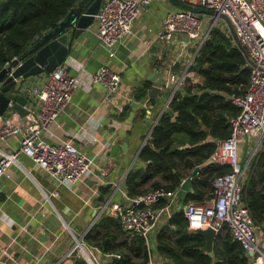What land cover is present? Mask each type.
I'll return each mask as SVG.
<instances>
[{
	"label": "crops",
	"instance_id": "obj_1",
	"mask_svg": "<svg viewBox=\"0 0 264 264\" xmlns=\"http://www.w3.org/2000/svg\"><path fill=\"white\" fill-rule=\"evenodd\" d=\"M172 9L176 8L168 0L153 1L137 17L131 33L115 47L113 56L99 42L95 22L77 39L65 64L68 73L80 79L81 86L50 127L49 140L71 139L94 156L92 174L69 187L46 175L25 154H19L17 163L0 181V264H60L72 257L75 238L80 236L98 254L100 260H96L106 264L100 249L87 244L84 236L100 217L110 215L112 203H125L124 178L137 165L139 152L148 142L176 80L183 72L194 75L188 69L196 49L193 44L184 47V35H176L168 45L157 39L162 21ZM101 65L121 76L120 93L112 100L105 98L102 85L91 80ZM47 75L19 82L36 84ZM144 81L158 86L160 91L157 98L149 99L148 89L146 97L136 101L134 90ZM127 96H132L133 101L127 103ZM135 101L137 107L132 106ZM120 107L123 111H119ZM19 145L20 136L16 135L0 141L6 151L18 150ZM114 146L118 149L111 157L108 153ZM189 182L175 199L176 210L191 190ZM109 183L113 184L110 188ZM261 248L264 251V239Z\"/></svg>",
	"mask_w": 264,
	"mask_h": 264
},
{
	"label": "built area",
	"instance_id": "obj_2",
	"mask_svg": "<svg viewBox=\"0 0 264 264\" xmlns=\"http://www.w3.org/2000/svg\"><path fill=\"white\" fill-rule=\"evenodd\" d=\"M153 1L155 0H102L95 16L96 36L101 45L110 50V56L114 55L115 47L123 38L131 33L140 13ZM183 1L227 14L256 67L251 69L247 90L232 98L240 112L230 119V136L215 141L216 147L210 157L214 163L228 165L231 171L214 179L213 198L203 203L188 202L180 209L184 212L190 231L212 228L219 234L226 228L233 239L241 243L249 264H264V251L261 248L264 224L258 226L254 223L242 198L243 184L247 179L253 155L246 161L241 157L247 143H252L253 149L259 147L264 151V0ZM206 21L205 14L172 9L165 15L157 39L168 45L176 35H184L187 39L184 47L193 44L196 49L189 64L191 65L209 35L211 25L202 36ZM218 21L221 20H217L214 26ZM223 25L227 27L225 22ZM186 77L187 72H183L176 80V87L172 88L162 113L169 108L174 94ZM91 80L104 87L105 98L108 100L120 93L121 76L107 65L98 67ZM80 86V79L69 74L64 63L48 73L45 80L36 84L19 83L9 94L10 101L6 111L8 114L0 115V141L16 135L20 136V145L14 151H6L0 147V181L10 166L17 163V157L22 153L46 175L69 187L92 174L94 156H89L71 139L49 140L50 127L56 124L58 117L69 105L73 93ZM20 93L27 99L24 105L27 112L23 116L15 107L16 96ZM125 99L127 103L133 101L132 96ZM119 111H123V107ZM191 178L192 176L183 178L178 190L166 191L159 188L135 198L123 193L127 202L112 203L109 207L110 216L117 218L124 230L131 234L138 233L149 241L154 229L167 221L176 210L175 199L186 181ZM164 198L169 199L168 203L157 206ZM78 248L79 256L88 264H100L85 243Z\"/></svg>",
	"mask_w": 264,
	"mask_h": 264
},
{
	"label": "trees",
	"instance_id": "obj_3",
	"mask_svg": "<svg viewBox=\"0 0 264 264\" xmlns=\"http://www.w3.org/2000/svg\"><path fill=\"white\" fill-rule=\"evenodd\" d=\"M80 0H0V70L20 56L43 33L55 28ZM176 10H192L204 14L206 8L183 0H168ZM196 64V65H195ZM177 68V67H176ZM199 82H185L169 108L174 115L163 112L153 127L150 140L141 148L137 165L124 178L130 198L163 188L178 190L182 179L192 176L191 188L183 199L203 203L215 195L213 181L228 174L231 168L210 160L217 139L230 136V119L240 108L232 98L243 94L250 83L251 68L236 45L227 27L216 24L190 65ZM151 83L136 86L134 99L146 97ZM124 112L120 115L123 118ZM105 189V188H104ZM242 198L254 223L264 224V151L250 162ZM162 199L157 206H165ZM264 235V227L262 228ZM147 241L138 233L123 229L120 221L110 215L100 217L84 236V241L100 249L105 257L119 255L106 264H249L240 242L226 228L217 234L214 257L204 250L205 240L188 229L183 210L152 232ZM60 264H88L80 256H72Z\"/></svg>",
	"mask_w": 264,
	"mask_h": 264
},
{
	"label": "water",
	"instance_id": "obj_4",
	"mask_svg": "<svg viewBox=\"0 0 264 264\" xmlns=\"http://www.w3.org/2000/svg\"><path fill=\"white\" fill-rule=\"evenodd\" d=\"M101 2L102 0H80L69 10L55 28L37 37L20 56L15 57L0 70V115L5 114L7 111L10 101L9 94L18 87L20 79H26L42 73H50L58 65L64 64L67 61L77 39L94 24ZM194 11H197V9L195 8ZM205 13L213 18L209 31L217 20L225 22L236 45L243 53L247 66L251 69L255 68L256 63L246 52L230 17L214 9H207ZM185 81L190 82L191 77L187 76ZM159 91L160 88L158 86L151 85L148 91V98H157ZM166 93H169V90H166ZM26 101L25 95L20 93L16 96L15 107L22 116L27 112L26 108H24ZM138 105L136 101L132 103L133 107H137ZM166 112L169 115H174L173 110L170 108ZM124 139L126 142L128 141V137ZM117 149L118 147L114 146L108 155L114 157ZM112 185V183H109L107 187L110 188ZM196 233L201 235L205 240L204 250L209 256L214 257L213 245L217 236L215 230L212 228L197 229ZM82 239V236L75 238L76 248L72 256H79L78 247L84 244ZM249 255L251 256L252 253L250 252ZM106 258L108 261L115 259L113 255H108Z\"/></svg>",
	"mask_w": 264,
	"mask_h": 264
},
{
	"label": "rangeland",
	"instance_id": "obj_5",
	"mask_svg": "<svg viewBox=\"0 0 264 264\" xmlns=\"http://www.w3.org/2000/svg\"><path fill=\"white\" fill-rule=\"evenodd\" d=\"M205 14V16L208 18V20L205 22V24H204V27H203V34H202V36H204L205 35V33L208 31V29H209V27H210V25H211V22H212V17H210L207 13H204ZM210 19V20H209ZM217 24H222L223 25V21H218L217 22ZM224 27H225V25H223ZM191 82L193 83V84H196V83H198L199 82V78H198V76H196L195 74L193 75V76H191ZM8 114V112L6 113L5 112V115H7ZM261 151V148H256V149H253V144L252 143H247L245 146H244V148H243V152H242V155H241V157H242V159H243V161H246L251 155H253V158L259 153ZM253 153V154H252ZM252 158V159H253ZM154 241L152 240V234H150V247L153 249V247H154ZM93 252V254H94V256L96 257V259L99 261L100 259H99V256H98V254L97 253H95L94 251H92Z\"/></svg>",
	"mask_w": 264,
	"mask_h": 264
}]
</instances>
